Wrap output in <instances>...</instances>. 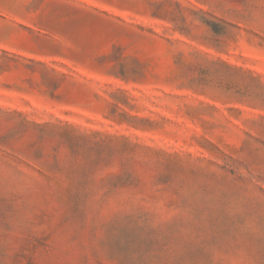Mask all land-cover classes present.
I'll return each instance as SVG.
<instances>
[{"label":"rangeland","instance_id":"rangeland-1","mask_svg":"<svg viewBox=\"0 0 264 264\" xmlns=\"http://www.w3.org/2000/svg\"><path fill=\"white\" fill-rule=\"evenodd\" d=\"M0 264H264V0H0Z\"/></svg>","mask_w":264,"mask_h":264}]
</instances>
